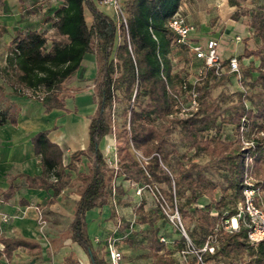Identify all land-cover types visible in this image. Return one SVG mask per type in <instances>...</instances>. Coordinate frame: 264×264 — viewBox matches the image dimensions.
I'll list each match as a JSON object with an SVG mask.
<instances>
[{"label":"trees","instance_id":"1","mask_svg":"<svg viewBox=\"0 0 264 264\" xmlns=\"http://www.w3.org/2000/svg\"><path fill=\"white\" fill-rule=\"evenodd\" d=\"M183 1L122 0L127 14L125 26L94 0H46L44 22L54 31L18 29L7 45L6 63L0 70L5 85L16 95L38 99L46 113L66 109L65 81L80 68L86 54L96 56L92 83L97 109L90 118L88 147L66 156L48 137L49 130L39 131L32 142L42 174L26 176L30 186L51 189L49 203H53L73 183V172L78 171L82 156L89 158L88 172L78 176L82 179L80 198L69 229L71 239L90 255L92 264L110 263L94 247L86 214L108 205L116 192L123 193V184H116L120 176L130 184L151 187L155 195L154 187L164 185L167 199L172 204L177 200L181 216L192 220L187 232L196 248L220 234L221 244L215 251L202 252L205 264H217L222 258L229 259V264H264L263 244L250 242L243 226L228 231L224 224L237 212L246 176L264 197V0H257L243 12H239L243 10L242 0H228L238 9L233 20L247 16L250 37L256 44L255 48L246 44L243 53L237 55L245 90L236 92L237 100L223 106L232 95L223 92L214 97L213 90L232 73L218 75L215 68H206L195 85L197 106L184 116L177 96L187 103L193 84L185 70L176 67L174 56L177 50L187 48L174 46L173 32L167 26ZM86 10L92 17L90 23ZM251 57L254 60L244 64V58ZM3 90L0 83V125L17 124L19 108L12 102L2 103ZM116 103L123 105L122 121L117 123L112 117ZM229 127L232 134L226 132ZM109 134L116 139L117 167L109 165L101 148ZM182 146L194 149L195 155L206 154L208 161L184 162L187 154H181ZM174 155H180L175 162ZM9 191L11 195L12 189ZM145 203L142 198L135 209L140 222L156 225L148 238L146 256L153 264H177L174 253L186 247L185 238L181 236L175 240L176 247L169 248L158 234L157 222L165 219V214L158 205L161 214L151 217ZM0 244V264L20 246L37 247L25 239L4 236H0ZM245 256L247 262H243ZM64 261L80 264L73 254ZM188 264L202 262L192 256Z\"/></svg>","mask_w":264,"mask_h":264},{"label":"crops","instance_id":"2","mask_svg":"<svg viewBox=\"0 0 264 264\" xmlns=\"http://www.w3.org/2000/svg\"><path fill=\"white\" fill-rule=\"evenodd\" d=\"M94 1L97 2L98 6L104 12L112 17L115 15V11L111 6L103 4L102 0ZM46 5V2H39L33 7L30 5L31 10L27 11H31V13H28L26 11L27 14H25L24 16L29 21L28 28H35L39 30L47 28L49 29V32L54 31L52 28H49L48 23L44 22L45 12H43V10H45ZM36 6L38 7L36 8ZM181 11L188 18V13L190 12L188 0L183 1L181 5ZM89 17L92 20L91 14ZM199 26L201 28V32L205 33L206 30H204V22L201 21V24ZM195 34L196 32L193 35ZM250 35L251 32L247 25L239 21L232 20L231 22H225L223 28L218 32L212 33L211 37L219 39V52L222 58L228 59L231 56L242 54L246 47V43L242 47L238 46L237 43L240 40H237V36L246 37ZM252 60H254L253 57L244 58V61L251 62ZM244 63L247 64V62ZM96 65V56L94 54L88 53L84 57L80 68L76 72L93 71L95 75ZM88 90L90 91L89 102H93V104H95V114L97 104L94 101L93 83L91 88ZM84 91L85 90L83 89H78L77 94ZM9 102L15 103L19 108V112L17 124L7 122L3 125H0V236L22 238L36 243L37 247L20 246L12 252V255L9 259L3 258L1 264H66L64 259L70 254H73L75 257H77L80 261V264H92L90 255L78 243L74 242L71 239L70 232L66 236H59L55 232H51V230L49 229V231H47V235L51 236V241L48 239L47 242H45L46 233H44V230L42 231L40 229L39 216L42 210L49 211L52 215H68L70 216L72 221V219L74 218L76 203L80 198V192L76 195L72 192L71 189L78 176L75 177L73 175V183L67 186L60 195L55 197L53 203H49L53 198L52 190L43 189L38 185L30 186L26 181V176H40L42 174L40 157L35 153L34 145L32 142V137L36 133L42 130H49L48 137L51 141L59 144L63 148L64 153H66L65 148H72L73 150L71 152L79 149H86L90 142V118L94 114L90 117H87L88 120L84 125L86 127L87 133V137L85 139V137H83V127L81 124L82 122L80 121V119H72L71 113L73 112L71 111L67 100L66 109H54L50 113H48L50 115L54 111L56 113V117L54 123L48 126L46 129H44L42 125L37 126L34 129L31 128L33 120L37 119L39 116L41 118V116L47 115V113L44 111L42 103L38 99L29 97L27 95H15L10 97ZM62 116L65 117V119H67L69 123L65 128H63L61 125V122L63 121V119H61ZM78 128L79 130L82 129V132L77 133L75 137H72L70 134L66 133L67 130H76ZM76 139L78 141H75ZM104 139L101 142V148L106 155V150H104L105 146H102ZM87 140L88 142L86 147H78L83 143L85 144V141ZM114 145L115 143H108L109 148L107 150L111 151V153L115 152V149L113 147ZM116 184H123V187L125 186V181H123L122 176L118 177V179L116 180ZM10 189H12L13 192L11 195L9 193ZM2 192H7L8 195L3 194ZM116 197L117 195H115V198ZM106 206L107 205L103 206L102 208ZM98 209L100 208H94L88 211L86 214L90 236V218L91 216H94L93 214ZM4 214L10 216V218L8 220H3ZM158 234L159 236L165 235L172 240H176L178 238L175 234H166L160 229ZM168 247L173 248L171 244H169ZM53 249H55L56 251V258L55 255L54 257L51 256V253H53ZM174 255L178 259L177 251L174 253ZM102 256L105 257V253L102 254ZM220 263L229 264V259L222 258L218 261L217 264Z\"/></svg>","mask_w":264,"mask_h":264},{"label":"rangeland","instance_id":"3","mask_svg":"<svg viewBox=\"0 0 264 264\" xmlns=\"http://www.w3.org/2000/svg\"><path fill=\"white\" fill-rule=\"evenodd\" d=\"M36 1V2H35ZM46 0H0V70L6 63V56H7V45L9 41L14 37L15 31L17 29H26L28 28L29 21L24 17L27 10L30 9V5L33 7L39 2H45ZM189 1V13H188V20L195 25L196 27V34L193 35V39L204 40L207 38H211V34L214 32L220 31L225 22H231L233 19V14L238 10L237 7L232 6L229 4L228 0H188ZM96 2V1H95ZM257 0H242L243 10H239V12H243L245 8H251ZM97 3V2H96ZM38 6H36L37 8ZM43 7V6H42ZM48 9L47 7L43 12H46ZM28 13L31 11H27ZM45 15V13H44ZM87 22L90 23V13L86 10ZM201 21L204 22V30L205 33L201 32L200 24ZM239 22L244 23L245 25L247 22V16L241 15ZM51 34V33H50ZM240 41H238V46L242 47L245 43L250 48H255V41L250 36L241 37ZM175 64L177 68H183L185 72L188 74L189 78L192 80L197 75V69L200 66V62H197L191 55L188 50H177L175 56ZM249 64L250 61H244ZM258 63V61L256 60ZM255 62V63H256ZM245 64V63H244ZM246 64V65H247ZM241 67V63H240ZM241 75H243V70L241 67ZM94 73L93 71H86V72H75L71 78L65 81L64 85L67 88L65 91V95L67 96L66 100L69 103V107L71 108L72 119L79 120L82 122L83 127V137H87L86 127L84 126L86 121L88 120L87 117H90L94 114L95 111V104L93 102H89L90 98V91L88 89L92 86ZM248 80V79H247ZM0 83L4 84L3 95L1 97L2 103L6 104L9 103V99L11 96H15L10 87L5 85L4 79L0 74ZM245 85L241 81V79L232 73L229 80L222 82L218 87L213 90V96L217 97L221 93H226L232 95L229 99L222 102L223 106H226L231 101L237 100L236 92L239 90H245ZM78 89L85 90L77 94ZM87 89V90H86ZM77 95V96H76ZM28 96V95H27ZM76 96V102H75ZM30 97V96H29ZM35 98V97H32ZM77 104V105H76ZM78 107V108H77ZM122 111L123 105L121 103H116L114 108L112 109V117L115 123L122 121ZM60 112V111H57ZM55 112L53 111L50 115L40 116L33 120L31 128H35L37 126L44 127L46 129L48 126L54 123L55 121ZM184 116V115H182ZM63 121L61 125L65 128L69 123L65 117L62 116ZM85 127V128H84ZM233 129L230 127L226 129L227 134H232ZM82 132V129L79 130H67L66 133L70 134L72 137H75L77 133ZM115 136L113 134H109L105 137L103 142V147L106 150V156L110 157L113 153L108 151V143H115L113 146L116 151V141ZM75 141H78L77 139ZM87 141L85 144H81L78 147H86ZM74 145V144H73ZM113 149V150H114ZM72 148H65V154L68 156L72 151ZM180 152L183 154L184 152L187 154V158L184 159L186 162L188 159L199 162V163H206L209 157L206 154L195 155L194 149L187 150L185 147H180ZM180 155H174L173 162L179 159ZM89 167V159L87 157H82V160L78 164V172L73 173V175L81 176L80 174L87 173ZM118 179V177H117ZM116 179V180H117ZM81 177H78L73 186L72 192L74 194H78L81 190ZM163 195L164 185H156ZM156 190V187H154ZM120 194V195H119ZM115 195L117 197L115 198ZM145 199V210L151 216H156V214H161L160 210L158 209L159 202L157 201V197L153 191V189L149 186H141V192H137V184H130L125 182V186L123 187V193H115L114 196L111 198L109 204L104 207L98 209L93 215L91 216L90 224V233L93 240V243L99 253L102 255L104 254V247L106 242L109 238H118V244L122 248L124 252V260L128 264H153V259L151 257H147V253L149 252L148 249V238L152 233V230L156 228L155 226H150L145 223H141L140 216L136 213L135 209L141 202V199ZM165 199L169 206L166 208L171 211L173 205L165 196ZM178 204V201H177ZM72 205V203H71ZM72 207V206H71ZM159 208L160 205H159ZM112 210H115V214L112 215ZM162 210V209H161ZM43 216L47 221L46 226L43 228L44 233H46L45 242L49 239L51 241V236L47 235V231L49 229L51 232H55L59 236H66L69 234V223L71 221L70 216H60L52 215L49 211H43ZM181 215V214H180ZM94 217V218H93ZM181 220L185 225L186 230L190 225H193L192 220L189 217H182ZM159 225L160 230H162L166 234H175L179 240L181 238V231L179 228L169 222L167 218L160 219L157 222ZM3 228V227H2ZM225 229L229 231V229ZM213 240L215 241V245H219L221 236L220 234L216 233L213 235ZM54 245V244H53ZM52 245V246H53ZM173 247L175 244H171ZM51 246V244H50ZM176 247V246H175ZM50 248V247H49ZM172 248V247H171ZM56 254L55 249H53V253L51 256L54 257ZM57 255H55V258ZM177 264H182L178 259ZM248 257L245 256L243 262H247ZM218 262V261H217ZM221 264V263H220Z\"/></svg>","mask_w":264,"mask_h":264},{"label":"built area","instance_id":"4","mask_svg":"<svg viewBox=\"0 0 264 264\" xmlns=\"http://www.w3.org/2000/svg\"><path fill=\"white\" fill-rule=\"evenodd\" d=\"M58 1V0H54ZM103 4L111 6L115 15L113 18L118 23H123L127 26V14L122 0H102ZM167 26L173 32L174 46H185L191 53L192 57L201 62L197 69V75L191 80L193 87L189 90V101L186 103L181 97H178V106L181 108V115L185 112L195 109L197 106V92L195 85L200 77L205 74L206 68L213 67L218 75L223 72H230L238 76L240 79L241 67L237 56H231L228 59L222 58L219 52L220 41L218 38L211 37L204 40L193 39V34L196 32V27L192 24L186 15L180 9L168 20ZM241 38L237 36V40ZM228 60V64L224 65L223 62ZM186 87V86H185ZM140 159L144 157L137 153ZM110 166L117 167L118 156L117 152H113L110 157H107ZM135 184V183H132ZM243 198L237 204V212L230 219H225V226L229 231L238 230L241 226L246 228L248 239L252 243H262L264 246V197L262 190L257 187L251 177L246 176L244 179ZM137 192H141V186H137ZM156 197L159 205L169 222L175 224L181 231V236L186 240V247L178 250V260L182 264H188L192 256H197L198 260L205 264L202 260V252H214L216 249L213 236L208 238L201 248H196L192 242L185 225L181 220V215L178 209L177 200L174 201L171 211L166 206H169L165 196L161 190L156 186ZM10 216L4 214L3 220H8ZM40 229L46 226L43 213L40 212L39 216ZM160 239L169 244H175V240L161 235ZM118 238H109L104 247L105 259L110 264H126L124 260V252L119 246Z\"/></svg>","mask_w":264,"mask_h":264}]
</instances>
